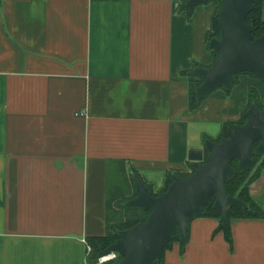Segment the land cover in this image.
I'll return each instance as SVG.
<instances>
[{
	"label": "crops",
	"instance_id": "1",
	"mask_svg": "<svg viewBox=\"0 0 264 264\" xmlns=\"http://www.w3.org/2000/svg\"><path fill=\"white\" fill-rule=\"evenodd\" d=\"M183 2L0 0V264H87L111 196L135 175L160 192L242 117L219 93L189 111L182 71L211 65L218 6L189 21ZM230 224L232 245L195 218L165 264H264V218Z\"/></svg>",
	"mask_w": 264,
	"mask_h": 264
},
{
	"label": "water",
	"instance_id": "2",
	"mask_svg": "<svg viewBox=\"0 0 264 264\" xmlns=\"http://www.w3.org/2000/svg\"><path fill=\"white\" fill-rule=\"evenodd\" d=\"M210 1L187 0L188 13ZM221 4L220 37L209 42L218 57L210 66L197 65L189 72L202 79L194 89L196 106L219 88L229 91L241 73L252 72L264 78V35L254 38V24L247 22L254 0H221ZM248 115L244 124L230 127L228 136L220 141L207 140V154L204 150L191 151L189 160L194 171L187 176L173 174V182L159 196H152L143 179L135 175L137 196L127 205L143 208L149 215L145 221L118 231L120 241L99 251V256L119 253L122 259L113 264L160 262L172 236L179 232L181 241H188L189 221L200 217L203 206L213 198L222 226L228 228L229 207H246L226 190V182L237 175L233 161L238 160V168L246 172L255 168L253 154H264V109L252 104Z\"/></svg>",
	"mask_w": 264,
	"mask_h": 264
},
{
	"label": "trees",
	"instance_id": "3",
	"mask_svg": "<svg viewBox=\"0 0 264 264\" xmlns=\"http://www.w3.org/2000/svg\"><path fill=\"white\" fill-rule=\"evenodd\" d=\"M186 1L182 3L180 7L181 13H183L187 20H191L193 17L194 12L188 13V8L186 6ZM218 1V3L216 2ZM210 3H214L218 6L217 13L215 15L214 19V26L213 30L207 35V49L212 53L213 56V61L218 57L217 53L214 50H211L209 48V42L212 38L214 37H220V28H219V12L221 10V0H211ZM263 5H264V0H254V9L253 11L248 15L247 17V22L254 24V30H253V36L254 38H259L264 35V18H263ZM212 61V62H213ZM201 65L200 63H195L193 67ZM210 66V65H209ZM187 69L182 71L183 76H187L189 79V111H195L196 109L199 108L200 104L202 101L207 98L210 95L214 94H221L225 96H235V97H241L247 101L243 115L239 120L235 121H228L225 123L224 126V131L223 134L220 138L216 139V141L221 140V138L228 136V129L229 127H233L235 124H243L246 122L248 119L249 115L247 113V110L249 106L252 104H256L258 107H264V78L256 76L252 72H244L241 73L237 76V81L235 84L231 87L229 91H225L223 88H219L210 95H207L204 97L201 101V103L196 106L195 105V92L194 89L197 85H199L202 82V79L190 75V70L193 69ZM214 141V140H213ZM208 153V150L206 149V153ZM233 167L237 170V175L233 180H228L226 182V190L229 195L236 196L245 203H248L247 201V193H248V185L258 178L260 176V170L255 173L254 177L250 180L248 179V174L249 172H242L237 165L232 164ZM194 171L193 166L191 167V170L186 173H180V172H175L174 174L180 175V176H187L191 172ZM136 173V172H135ZM173 173H169L167 176L166 180V185L163 190L160 192H155L151 185L145 182V184L149 188V193L152 196H159L163 192H165L168 187L171 185L173 182L172 179ZM246 182V183H245ZM137 196V194H135ZM215 198H213L209 203H207L205 206L202 208V215L200 217H215L220 220V225L217 229V231H223L225 234L226 240L232 245L233 243V236L231 232V224L230 221L233 218H241V219H247V218H264V210L260 207H257L255 204L249 203L248 206L246 207H241V206H230L228 210V219H229V225L228 228H224L222 226V221L220 219V212L214 208ZM120 217L117 219L115 225H112L114 223L111 222L110 220V215H109V226H108V232L105 236L102 237H92L88 240L89 245L92 247V254L94 258H96V261L99 257V251L105 250L108 248L111 244L116 243L120 241L121 236L119 235L118 231L128 229L135 224L145 221L149 215V212L145 211L143 208L140 207H134V206H128L126 205L123 209V211L120 212ZM191 221H189V226H190ZM180 233L178 232L176 235L171 237L170 245L165 248L162 260L159 261H154L153 264H165V252L171 247L172 243L176 240L177 237H179ZM188 241H189V236H188ZM183 243L181 241V235H180V242L181 246L184 249L186 244L188 243ZM184 250H182L183 252ZM122 257L120 256V260ZM113 261L106 262L104 264H113Z\"/></svg>",
	"mask_w": 264,
	"mask_h": 264
},
{
	"label": "rangeland",
	"instance_id": "4",
	"mask_svg": "<svg viewBox=\"0 0 264 264\" xmlns=\"http://www.w3.org/2000/svg\"><path fill=\"white\" fill-rule=\"evenodd\" d=\"M218 3V1H216ZM203 6H199L198 8H202ZM251 106H249L250 108ZM248 108V109H249ZM246 183V182H245ZM135 184L132 182V187L129 188L128 183H125V185L122 186V189L120 190L119 194L117 193L116 196H111L110 198V220L112 223V225H115L117 219H119L120 217V212L123 211L124 207L127 205V203L134 199L135 196ZM137 192V190H136ZM256 199L259 201V203L264 207V190L261 192V194H257L256 195ZM129 206V205H128ZM235 219V218H233ZM176 245H180V251L182 252V250H184L181 246V242H180V235L179 237L176 238V240L172 243L171 247L165 252V254L167 252H170L174 246ZM89 263L91 264H99L98 263V259L96 261V258H94L92 252H90L89 254V258H88Z\"/></svg>",
	"mask_w": 264,
	"mask_h": 264
},
{
	"label": "flooded vegetation",
	"instance_id": "5",
	"mask_svg": "<svg viewBox=\"0 0 264 264\" xmlns=\"http://www.w3.org/2000/svg\"><path fill=\"white\" fill-rule=\"evenodd\" d=\"M260 109H264V107H261ZM248 110H247V113H248ZM235 125H237V124H235ZM214 141H216V140H214ZM253 159L255 160V168L253 170H249L248 171L249 174H248V179L247 180H250V182H251V179L254 177L255 173L258 172L259 170H260L261 173H260V176L258 178H256L255 180H253L248 185V193H247L248 197H247V201H249V202L246 203V206H248L249 203H251V204L257 205V207H260V208H262L264 210V207L256 199V195L257 194H261V192L264 190V154L263 155H260V154L254 153L253 154ZM233 164L238 166V160H234L233 161Z\"/></svg>",
	"mask_w": 264,
	"mask_h": 264
},
{
	"label": "built area",
	"instance_id": "6",
	"mask_svg": "<svg viewBox=\"0 0 264 264\" xmlns=\"http://www.w3.org/2000/svg\"><path fill=\"white\" fill-rule=\"evenodd\" d=\"M90 252H92V247L90 245H88V256H89ZM109 261H113V262L120 261L119 253L112 252L109 255L98 257V263L99 264H104V263L109 262ZM87 264H91V263H89L88 259H87Z\"/></svg>",
	"mask_w": 264,
	"mask_h": 264
}]
</instances>
